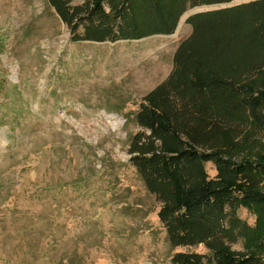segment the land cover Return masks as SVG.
<instances>
[{
    "label": "rangeland",
    "instance_id": "374dc122",
    "mask_svg": "<svg viewBox=\"0 0 264 264\" xmlns=\"http://www.w3.org/2000/svg\"><path fill=\"white\" fill-rule=\"evenodd\" d=\"M189 33L184 20L169 34L72 40L47 0H0V264H170L203 251L169 244L127 153L135 103Z\"/></svg>",
    "mask_w": 264,
    "mask_h": 264
},
{
    "label": "trees",
    "instance_id": "16d2710c",
    "mask_svg": "<svg viewBox=\"0 0 264 264\" xmlns=\"http://www.w3.org/2000/svg\"><path fill=\"white\" fill-rule=\"evenodd\" d=\"M47 1L72 40L114 41L172 33L185 10L231 0ZM185 21L170 71L135 103L128 161L169 244L203 249L170 264H264V0Z\"/></svg>",
    "mask_w": 264,
    "mask_h": 264
},
{
    "label": "water",
    "instance_id": "95a60500",
    "mask_svg": "<svg viewBox=\"0 0 264 264\" xmlns=\"http://www.w3.org/2000/svg\"><path fill=\"white\" fill-rule=\"evenodd\" d=\"M250 0H231L226 3H220V4H213V5H200L196 7L189 8L185 10L178 18L177 24L175 28L178 26V24L182 21H184L189 15L198 13V12H204L209 10H215V9H221V8H229L241 3L248 2Z\"/></svg>",
    "mask_w": 264,
    "mask_h": 264
},
{
    "label": "crops",
    "instance_id": "0c3cea01",
    "mask_svg": "<svg viewBox=\"0 0 264 264\" xmlns=\"http://www.w3.org/2000/svg\"><path fill=\"white\" fill-rule=\"evenodd\" d=\"M150 90V89H149Z\"/></svg>",
    "mask_w": 264,
    "mask_h": 264
}]
</instances>
